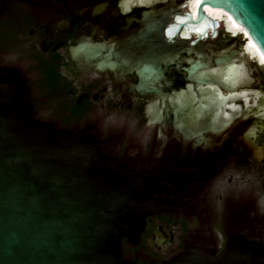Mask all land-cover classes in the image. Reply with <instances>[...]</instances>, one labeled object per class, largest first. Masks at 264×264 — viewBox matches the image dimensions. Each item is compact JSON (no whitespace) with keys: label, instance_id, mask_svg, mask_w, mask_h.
Wrapping results in <instances>:
<instances>
[{"label":"flooded vegetation","instance_id":"obj_1","mask_svg":"<svg viewBox=\"0 0 264 264\" xmlns=\"http://www.w3.org/2000/svg\"><path fill=\"white\" fill-rule=\"evenodd\" d=\"M197 2L6 0L0 66L22 76L36 119L136 151L195 192L215 255L234 241L264 257V67ZM198 229L195 210L154 213L123 254L154 264Z\"/></svg>","mask_w":264,"mask_h":264},{"label":"water","instance_id":"obj_2","mask_svg":"<svg viewBox=\"0 0 264 264\" xmlns=\"http://www.w3.org/2000/svg\"><path fill=\"white\" fill-rule=\"evenodd\" d=\"M204 5L232 16L264 56V0H200L197 14ZM211 19L229 31L224 14ZM119 146L36 119L22 76L0 66V264H135L122 239L136 246L148 215L182 207L198 212L197 234L154 264H264L235 254L234 241L215 255L195 192L149 171L136 151L118 157Z\"/></svg>","mask_w":264,"mask_h":264},{"label":"bare ground","instance_id":"obj_3","mask_svg":"<svg viewBox=\"0 0 264 264\" xmlns=\"http://www.w3.org/2000/svg\"><path fill=\"white\" fill-rule=\"evenodd\" d=\"M200 0H198L197 4L199 3ZM197 4L195 5V7L197 6ZM206 12L212 17H214L215 19L220 18L223 14L225 15V23H226V27L227 29L232 33V34H237L238 32H241L244 36H246V42H245V48L246 50L247 47L249 49H254V54L250 57L254 58L260 63V62H264V56L260 53V51L258 50V48L254 45V43L252 42L251 38L247 35L246 31L241 27V25H239L233 18L232 16H230L229 14L225 13L223 10L219 9V8H214L211 6L206 5L205 7ZM218 16V17H217ZM198 27L199 26H204L205 23L203 20L199 21L197 23ZM247 45V47H246ZM249 51V50H248ZM250 52V51H249ZM255 52H257L259 55L255 54ZM251 53V52H250ZM252 54V53H251ZM260 57H262L263 59H261Z\"/></svg>","mask_w":264,"mask_h":264},{"label":"trees","instance_id":"obj_4","mask_svg":"<svg viewBox=\"0 0 264 264\" xmlns=\"http://www.w3.org/2000/svg\"><path fill=\"white\" fill-rule=\"evenodd\" d=\"M126 247V241L124 239H122V250H124Z\"/></svg>","mask_w":264,"mask_h":264}]
</instances>
